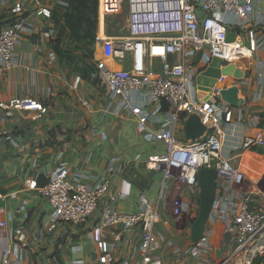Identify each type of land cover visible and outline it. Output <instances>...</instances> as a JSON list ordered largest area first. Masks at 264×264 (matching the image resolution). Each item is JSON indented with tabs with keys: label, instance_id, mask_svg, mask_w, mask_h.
Segmentation results:
<instances>
[{
	"label": "built area",
	"instance_id": "2783aa9c",
	"mask_svg": "<svg viewBox=\"0 0 264 264\" xmlns=\"http://www.w3.org/2000/svg\"><path fill=\"white\" fill-rule=\"evenodd\" d=\"M125 1L128 36L115 38L97 32L95 37V43L103 46L109 57L120 63L127 62L122 70L103 62L96 64L101 87L109 96L104 112L116 117L122 113L135 117L144 139L163 145V152L148 156L144 164L160 174L158 200L171 205L175 215L183 205L172 198L171 191L174 193L183 187L188 191L196 189L198 193L199 171L215 170L213 210L198 244L204 247L209 244L210 221L219 218L231 243L222 264H254L264 259V191L242 189L252 178L235 164L243 152L259 149L264 153V127L253 135L240 136L229 156L224 155V128L232 123L236 109L221 101L219 91L206 101L195 99L200 70L194 64L197 58L206 65L216 58L222 61L223 67L234 66L244 56L243 50L251 55L264 53V17L254 19L256 8L264 0ZM5 2L10 4L9 13L13 17L22 16L28 7H33L39 17H51L52 11L43 5V0H0V5ZM55 4L66 6L61 0ZM122 5L123 0H98V25L120 14ZM22 30L23 20L17 19L0 31V68L13 67L11 60L22 40ZM228 33L234 35L232 42L226 41ZM155 61L160 62L158 71L153 68ZM257 77L260 96L264 90V64L259 63ZM227 78L232 77L223 76L219 82ZM131 91L144 95L145 108L128 100ZM163 103L167 110H163ZM0 110L7 114L33 111L39 118L47 114L46 108L32 98H12L0 103ZM191 115L199 117L206 128L205 134L201 138L182 140L176 134V123L181 116ZM152 121L159 127L151 131L146 126ZM115 163L112 160L111 166ZM111 166L96 184L88 185L72 174L65 163L59 162L54 169L42 170L40 176L46 180L42 187L33 179L26 181L23 188L39 192L47 201L50 213L41 220L45 232H52L58 224L74 228L88 226L87 234L97 244L98 264H162L155 233L161 221L158 210L144 195L138 197L135 213L115 210L112 203L122 196L111 191L114 175ZM122 168L120 165L116 174ZM3 200L5 197L0 196V201ZM4 212V207H0V214ZM6 227L7 221H1L0 238L9 244L2 252L3 261L10 255L14 243L22 244L26 239L21 230L7 236ZM134 232H138V246L126 259L116 260L117 243ZM203 252L207 248L183 251L198 264H209V255Z\"/></svg>",
	"mask_w": 264,
	"mask_h": 264
},
{
	"label": "crops",
	"instance_id": "0c3cea01",
	"mask_svg": "<svg viewBox=\"0 0 264 264\" xmlns=\"http://www.w3.org/2000/svg\"><path fill=\"white\" fill-rule=\"evenodd\" d=\"M57 1L43 0V5L52 12L57 11ZM9 10L7 2L0 5V22L4 23L1 30L17 19L23 20V30L22 40L12 56L13 67L0 68V103L12 98H32L46 108L47 114L39 118L33 111L7 114L0 110V196L5 197L0 201V207L5 209L4 214H0V222L7 221L4 230L7 236L21 230L26 237L24 243L12 245L11 253L4 261L2 252L9 244L0 238V264H98L97 244L89 238L88 226L74 228L58 224L52 232H45L41 220L50 213L49 205L39 192L24 191L23 187L26 181L33 179L38 184L42 170L54 169L59 162L65 163L83 183L94 185L106 175L112 160L116 163L111 166L114 172L111 191L122 196L112 203L114 209L135 213L138 197L144 195L164 217L155 228L162 264H198L195 258L183 253L187 248H207L203 254L209 255V264L214 261L222 264L231 247L222 221L219 218L210 221L207 246L193 244L190 227L198 212L196 189L188 191L181 187L174 193L171 191L172 198L183 205L175 215L171 205L158 200L160 174L147 169L144 164L148 156L162 153L163 145L145 140L135 117L126 113L116 117L104 112L109 96L101 87L96 64L103 62L110 68L122 70L127 62L113 60L103 46L94 42L92 59L69 63L56 53L58 26L52 21V14L50 18L39 17L33 7H28L22 16L13 17ZM259 17H264V2L256 8L254 19ZM228 20L234 21L232 17ZM104 21L99 23L98 32L105 34ZM59 46L64 52L69 51L66 39H60ZM259 63L264 64V53L249 54L234 65L241 74L239 79L227 78L202 89L195 84L197 101H206L217 91L231 86H237L239 97L244 99V105L235 108L232 123L224 128L226 156L240 136L253 135L258 128L264 127H260L264 122V90L259 96ZM194 64L200 70L198 76L208 67L198 58ZM153 68L158 71L160 62H153ZM127 98L134 105L145 108L142 93L131 91ZM186 119L181 116L175 127L182 140H187L184 133ZM146 127L152 131L158 129L159 124L152 121ZM258 153L264 155L261 150L253 149L243 152L235 161L252 178V182H245L244 190L264 191V169H260L258 163L264 156ZM120 165L123 168L116 174ZM138 242V232L122 237L114 252L116 260L126 259Z\"/></svg>",
	"mask_w": 264,
	"mask_h": 264
},
{
	"label": "water",
	"instance_id": "95a60500",
	"mask_svg": "<svg viewBox=\"0 0 264 264\" xmlns=\"http://www.w3.org/2000/svg\"><path fill=\"white\" fill-rule=\"evenodd\" d=\"M234 35L228 33L226 36L227 42H232ZM223 76L239 79L241 74L235 66L230 65L223 67V63L219 59H212L208 64L207 69L196 78L198 89L202 87H212L219 82ZM219 96L222 102L233 108H241L244 105V99L239 97V89L237 86H231L219 91ZM206 128L196 115L187 117L184 122V133L187 140L201 138L205 134ZM217 175L215 170L203 168L197 175L198 186V212L195 220L190 227V239L193 244H198L202 241L206 225L210 219L215 192H216Z\"/></svg>",
	"mask_w": 264,
	"mask_h": 264
},
{
	"label": "trees",
	"instance_id": "16d2710c",
	"mask_svg": "<svg viewBox=\"0 0 264 264\" xmlns=\"http://www.w3.org/2000/svg\"><path fill=\"white\" fill-rule=\"evenodd\" d=\"M65 7H58L57 11L51 12L52 21L58 26L56 40V53L59 58L66 59L69 63L75 61L84 62L85 59H92L94 52L95 37L98 32V0H61ZM12 24L8 22L7 25ZM6 25V26H7ZM4 23L0 22L1 27ZM66 39L69 51L60 49V39ZM75 52L81 55L74 54ZM86 63V62H85ZM87 67H90L86 63ZM163 110H167V105L162 104ZM264 119V116L262 117ZM264 122L260 124V127ZM53 145L52 143L50 144ZM39 177L38 185L42 187L46 180ZM193 221L191 222V224ZM254 264H264V259H258Z\"/></svg>",
	"mask_w": 264,
	"mask_h": 264
},
{
	"label": "rangeland",
	"instance_id": "374dc122",
	"mask_svg": "<svg viewBox=\"0 0 264 264\" xmlns=\"http://www.w3.org/2000/svg\"><path fill=\"white\" fill-rule=\"evenodd\" d=\"M126 1L123 0V5H122V11L120 14L108 17L104 21V30L105 34L107 36L115 37V38H125L128 36V31H127V23H126ZM79 55H81L79 53ZM259 154V153H258ZM264 156L263 154H259ZM264 159L262 160L261 157L258 159L259 168L264 169ZM196 198L198 200V193L196 194ZM169 212V210H168ZM160 219L164 220V217L162 214H160ZM226 256V253H225ZM224 257V252L222 255V258ZM217 262L214 261L213 264H216Z\"/></svg>",
	"mask_w": 264,
	"mask_h": 264
},
{
	"label": "bare ground",
	"instance_id": "6f19581e",
	"mask_svg": "<svg viewBox=\"0 0 264 264\" xmlns=\"http://www.w3.org/2000/svg\"><path fill=\"white\" fill-rule=\"evenodd\" d=\"M243 54H244V56H248L249 55V53L244 51V50H243Z\"/></svg>",
	"mask_w": 264,
	"mask_h": 264
}]
</instances>
